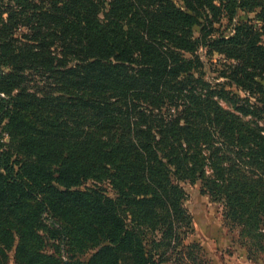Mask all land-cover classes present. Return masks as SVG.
Here are the masks:
<instances>
[{
    "label": "trees",
    "instance_id": "1",
    "mask_svg": "<svg viewBox=\"0 0 264 264\" xmlns=\"http://www.w3.org/2000/svg\"><path fill=\"white\" fill-rule=\"evenodd\" d=\"M178 1L0 0V264H163L182 182L264 230V0Z\"/></svg>",
    "mask_w": 264,
    "mask_h": 264
},
{
    "label": "rangeland",
    "instance_id": "2",
    "mask_svg": "<svg viewBox=\"0 0 264 264\" xmlns=\"http://www.w3.org/2000/svg\"><path fill=\"white\" fill-rule=\"evenodd\" d=\"M249 19L255 20L253 13L240 11L236 21L246 22ZM228 23L225 18L222 20V26L217 24V27L221 32L228 34L231 31ZM198 33L199 28H196V35ZM200 53L206 62L205 80L212 84L226 82L224 77L219 76L220 69H223L222 63L226 62L224 56H208L204 49H200ZM226 89L230 92L224 94L221 104L241 113L236 107H243V99L248 94L236 86L227 85ZM254 102L255 99L251 98V104ZM244 107L247 109V106ZM248 118L250 117L245 116V119ZM182 186L187 194L184 204L192 216V223L191 227L187 228L180 246L168 250L164 255L163 249L159 250L165 259L163 264H264V230H259L263 229V226H247L248 230L244 231L243 224L232 222L226 217V208L222 202L214 200L204 192L200 181L182 182ZM186 248L192 250V256L186 254ZM61 258H68L66 250H62ZM81 260L86 261L84 256ZM5 264H16L13 253Z\"/></svg>",
    "mask_w": 264,
    "mask_h": 264
}]
</instances>
